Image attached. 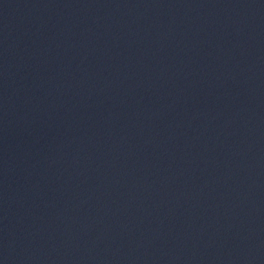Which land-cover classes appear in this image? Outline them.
<instances>
[{"label":"water","instance_id":"1","mask_svg":"<svg viewBox=\"0 0 264 264\" xmlns=\"http://www.w3.org/2000/svg\"><path fill=\"white\" fill-rule=\"evenodd\" d=\"M0 264H264V0H0Z\"/></svg>","mask_w":264,"mask_h":264}]
</instances>
